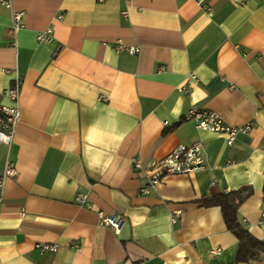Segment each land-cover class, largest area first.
I'll return each instance as SVG.
<instances>
[{"label":"crops","instance_id":"0c3cea01","mask_svg":"<svg viewBox=\"0 0 264 264\" xmlns=\"http://www.w3.org/2000/svg\"><path fill=\"white\" fill-rule=\"evenodd\" d=\"M5 1L0 107L17 105L6 92L20 80L22 117L0 142V182L8 162L17 172L0 189V264H264L240 261L221 209L201 204L249 188L239 220L264 244V0ZM192 108L251 130L229 146L185 119ZM196 143L203 170L141 194L154 162Z\"/></svg>","mask_w":264,"mask_h":264},{"label":"built area","instance_id":"2783aa9c","mask_svg":"<svg viewBox=\"0 0 264 264\" xmlns=\"http://www.w3.org/2000/svg\"><path fill=\"white\" fill-rule=\"evenodd\" d=\"M128 6L132 5L133 0H124ZM198 5H202L205 0H195ZM233 3L242 4L239 0H231ZM0 4L7 8H12L10 1L0 0ZM209 14H212L211 9H207ZM127 16V12L123 13ZM24 17L23 12L12 13V26L11 32L16 35L22 28V20ZM52 31L40 33L38 40L40 42H49ZM117 50L128 51L131 54L138 52L137 48H126L121 42L117 45ZM191 79L196 80V76L191 75ZM21 81L18 80L15 86L9 89L6 93L7 96L15 101L17 105L15 107H0V142L5 144H11L17 133L18 125L21 121V110L19 107V98L21 92ZM189 88H181L182 93H189ZM186 120L193 121L198 130L223 135L227 138V144L232 146L240 134H247L251 130V126L233 127L228 125L224 119L217 113L201 110L198 108H192L185 116ZM206 166V160L202 151V147L199 143L191 146L180 145L175 147L169 154L154 162L147 170V185L141 189V194L146 195L150 191L155 190L167 177L170 176H182L190 175L200 170H203ZM135 170L142 171L143 163L140 159L134 160ZM17 175L16 168L11 162L7 163L4 179L0 182V189L3 188L4 180L6 178H13ZM85 200V197L78 195L75 199L76 203L81 204ZM181 212L176 211L172 215L173 223H177ZM100 224L111 228L116 234H119L126 225V219L123 216H107L104 213H99ZM262 221L264 222V213H262ZM43 251L56 252L58 247L56 245H43L40 246ZM217 250L215 253H219Z\"/></svg>","mask_w":264,"mask_h":264},{"label":"trees","instance_id":"16d2710c","mask_svg":"<svg viewBox=\"0 0 264 264\" xmlns=\"http://www.w3.org/2000/svg\"><path fill=\"white\" fill-rule=\"evenodd\" d=\"M249 188L225 192L215 197L204 199V207H219L229 231L234 233L239 243V260L250 262L264 252V244L253 237L239 220L238 211L244 202L251 196Z\"/></svg>","mask_w":264,"mask_h":264}]
</instances>
